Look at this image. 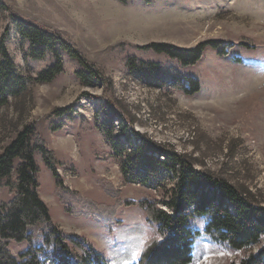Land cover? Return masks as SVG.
I'll use <instances>...</instances> for the list:
<instances>
[{
	"label": "rangeland",
	"instance_id": "374dc122",
	"mask_svg": "<svg viewBox=\"0 0 264 264\" xmlns=\"http://www.w3.org/2000/svg\"><path fill=\"white\" fill-rule=\"evenodd\" d=\"M1 1L7 8H0V39L9 29L7 46L22 73L36 77L54 59L30 57L29 42L19 36L11 11L61 31L106 72L114 82L129 131L147 133L192 155L198 168L245 185L264 201V0ZM208 41L221 46L207 47L203 58L190 66L145 49L151 43L193 49ZM224 46L229 52L221 55ZM63 57V74L49 83L30 82L24 96L11 98L0 108V155L18 131L33 125L56 153L62 183L37 154L40 195L73 251L84 254L71 241L77 239L90 242L107 264H134L145 242L158 235L157 225L148 221L139 203L146 197L161 200L164 191L124 180L99 127L104 119L113 118L119 132L122 120L106 116L102 85H84L76 75L81 69L78 61L66 53ZM130 57L159 62L182 77H195L201 89L188 95L173 86L170 77L158 82L142 79L130 72L126 63ZM71 105L77 111L73 120L50 117L56 108ZM60 122L65 126L53 131L51 125ZM11 198L4 181L0 200ZM89 199L102 205V211L126 201L136 204H121L106 222ZM206 223V217H195L191 225L203 232ZM29 232L32 242L10 246L15 255L31 243L45 245L46 221ZM249 252L203 233L194 244L191 264H229Z\"/></svg>",
	"mask_w": 264,
	"mask_h": 264
},
{
	"label": "trees",
	"instance_id": "16d2710c",
	"mask_svg": "<svg viewBox=\"0 0 264 264\" xmlns=\"http://www.w3.org/2000/svg\"><path fill=\"white\" fill-rule=\"evenodd\" d=\"M0 8H7L1 0ZM11 17L21 39L29 42L30 57L39 60L51 55L54 62L36 77L22 73L8 49L9 29H6L0 39V108L7 106L11 98L24 96L30 82L49 83L63 74V54L66 53L78 61L81 69L77 70L76 75L84 85H102L106 116H117L122 120L119 132L113 118L104 119L99 127L118 161L124 180L164 191L161 200L146 197L139 203L148 221L157 225L158 235L145 242L140 258L134 264H191L194 244L203 233L232 249L250 250L242 259L229 264H264V201L257 193L209 169L198 168L192 155L147 133L135 129L129 131V125L124 124V111L115 97L114 82L99 65L89 60L78 45L61 31L43 26L14 11H11ZM220 46L221 43L217 41L204 42L193 49H182L168 43H151L145 49L164 53L190 66L203 58L207 47L216 49ZM228 52L227 46L219 51L221 55ZM126 63L132 74L148 81L158 82L170 77L172 85L185 94L193 95L201 89L199 79L182 77L177 70L165 68L159 62L130 57ZM76 114L71 105L56 108L50 117L73 120ZM64 126L62 122L53 123L51 128L58 131ZM37 154L41 155L53 176L62 184L56 153L47 147L33 125H26L18 131L0 155V187L6 181L12 194L9 201L0 200V264H49L48 260L54 264H107L105 257L90 242L71 240L84 252L83 255L76 254L64 232L52 221L50 208L40 195ZM88 202L91 208L101 211L100 216L106 222L115 217L121 204H136L135 201H126L102 211L103 206L99 203L90 199ZM195 217L207 218L203 232L192 227ZM41 221L47 223L45 245L31 243L28 249L15 255L10 248L12 243L32 242L29 229ZM255 247L257 250L252 251Z\"/></svg>",
	"mask_w": 264,
	"mask_h": 264
},
{
	"label": "crops",
	"instance_id": "0c3cea01",
	"mask_svg": "<svg viewBox=\"0 0 264 264\" xmlns=\"http://www.w3.org/2000/svg\"><path fill=\"white\" fill-rule=\"evenodd\" d=\"M50 208V207H49ZM50 213H51V208H50ZM51 218H52V213H51ZM52 221L54 222L53 218H52ZM55 223V222H54ZM57 225V224H56Z\"/></svg>",
	"mask_w": 264,
	"mask_h": 264
}]
</instances>
